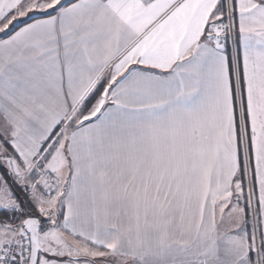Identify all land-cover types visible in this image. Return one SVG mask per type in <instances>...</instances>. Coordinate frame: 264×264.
I'll return each mask as SVG.
<instances>
[{"label":"snow or ice","instance_id":"6c2138e0","mask_svg":"<svg viewBox=\"0 0 264 264\" xmlns=\"http://www.w3.org/2000/svg\"><path fill=\"white\" fill-rule=\"evenodd\" d=\"M0 264H264V0H0Z\"/></svg>","mask_w":264,"mask_h":264},{"label":"crops","instance_id":"0c3cea01","mask_svg":"<svg viewBox=\"0 0 264 264\" xmlns=\"http://www.w3.org/2000/svg\"><path fill=\"white\" fill-rule=\"evenodd\" d=\"M3 36V34H0V37H2Z\"/></svg>","mask_w":264,"mask_h":264}]
</instances>
